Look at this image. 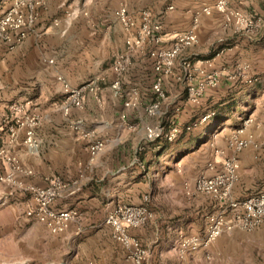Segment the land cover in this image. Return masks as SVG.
Returning <instances> with one entry per match:
<instances>
[{"label": "crops", "instance_id": "0c3cea01", "mask_svg": "<svg viewBox=\"0 0 264 264\" xmlns=\"http://www.w3.org/2000/svg\"><path fill=\"white\" fill-rule=\"evenodd\" d=\"M84 1L80 4V0H72L71 4L76 9L90 8L95 4L99 10L108 8V0ZM118 1V4L123 1L129 8L133 6L131 0ZM213 1L151 0L149 8L159 11L168 4L174 6L163 20L162 38L167 42L187 26L193 9ZM255 1L259 3V0ZM111 2L113 10L118 4L115 5L114 0ZM252 2L230 0L233 6L239 7L253 5ZM65 3L68 0H46L40 19L49 21L54 11ZM5 7L0 3V15ZM221 23L222 18L216 12L201 15L199 42L188 52L202 56L213 50L216 45L212 43L226 34L220 27ZM34 41L30 33L21 45L13 49L0 42V116L7 112L10 101L28 97L33 98L40 109L34 129L36 144L31 146L25 142V129H21L8 151L33 170L30 175L17 174L24 184L46 186L53 177L69 181V187L62 191L53 205L56 208H72L78 215L64 231L52 233L44 224L25 215L26 209L34 205L31 193L0 181V197L5 199L4 203H0L1 264H135L127 249L114 238L113 228L105 219L117 205L143 203L153 210V217L131 229V233L148 249L143 264L264 263V223L250 232L234 228L217 237L209 247L183 256L176 249L183 235L203 233L207 215L222 209V204L212 196L205 193L189 196L182 186L184 181L193 182L201 176L197 174L187 178L186 166L188 155L207 142H199L209 134L206 126L180 135L173 142L149 140L145 135L146 125H184L193 117L195 112L188 105L185 89L179 81L182 80L181 70L177 71L174 67L163 76L168 98L154 116H148L142 105L154 99L152 86L155 72L142 58L135 63L136 70L124 76L119 95L113 91L111 79L103 80L95 93H87L80 111L64 113L58 107V101H51L60 85L58 81L49 86L44 84L41 63L35 68L41 72L35 73L34 80L22 79L29 77L24 73L25 64L22 65L14 57L22 51L26 52V47ZM239 44H236L235 50L239 49ZM12 61H16L13 75ZM144 78L149 79L147 83ZM32 83L34 86L30 85ZM133 90L137 92L135 97L132 96ZM131 98L133 107L124 116V103ZM75 120L80 122L78 127L72 124ZM256 126L248 133L259 145L250 144L236 151L229 146L221 148L219 141L211 140V158L195 159L191 165L194 168L205 167L204 175L210 176L223 169L224 157H237L239 179L233 186L232 199H242L255 190L264 191V148L260 145L263 136L260 123ZM7 138L5 131L4 143ZM92 138L104 141L103 149L93 158L88 152V143ZM179 153L182 155L178 156ZM9 168V164L0 158V174L9 171ZM240 181L244 183L242 194L236 186ZM257 234L258 239L255 237ZM258 244L259 247L255 248Z\"/></svg>", "mask_w": 264, "mask_h": 264}, {"label": "rangeland", "instance_id": "374dc122", "mask_svg": "<svg viewBox=\"0 0 264 264\" xmlns=\"http://www.w3.org/2000/svg\"><path fill=\"white\" fill-rule=\"evenodd\" d=\"M16 1L19 0H0V3L6 5L5 11L0 15V18ZM150 1L131 0L133 6L129 8L123 1L118 4L119 1L114 0L115 5H118L112 10V2L108 0V8L99 10L96 4L90 8L85 6L86 9H76L71 4L72 0H68V3L54 11L53 17L46 22V20L40 19V12L46 4V0H43L42 4L32 9L23 8L25 13H30L34 16L33 22L25 27L26 35L23 39L0 42L5 43L9 49H13L17 45H21L26 37L32 33V39L35 41L26 47V52L22 51L19 56L14 57L15 60H20L22 65L25 64L23 67L24 73L28 74L27 76L29 77H23L22 79L26 81L34 80L35 73L41 72L40 70H35V68H38L41 63L44 84L47 83L49 86L50 83L58 81L60 85V88L56 91V97L51 101H58V107L64 113H69L73 110L78 112L84 107L87 93H95L103 80L111 79V84L115 80H119L121 87L116 93V95H119L124 76L127 72L131 73V71L136 70L135 67L137 65L135 63L140 62L141 58L146 61L145 64L149 63L153 69L154 59L151 56V52L170 48L177 33L193 29L199 42L198 26L201 15H211L216 12L222 18L220 27L226 32L219 41L212 43L216 47L205 55L200 56L197 53L188 52V49L195 46L198 42L184 46L179 51L170 69L172 70L175 67L177 71H182V80L179 81L184 89L189 84L204 81L206 75L210 72H216L217 74V83L214 86H206L196 102H187L192 107V111L195 112L189 122L214 111V114L209 119L194 126V129L206 126L209 134L199 140V142L205 140L207 142L201 148H196L188 155L187 178H192L197 174H205V167L194 168L191 165L195 159L208 160L211 158V140L219 141L221 148L226 149V146H229V139L240 128H244V130L239 136L250 138L251 141L248 145L257 146L259 143L255 142L254 137L248 133V130L256 129V123H260V130L263 136L260 145L264 148V0H259V3L253 0V5L250 4L244 7L233 6L230 0H226L229 9L244 15V17L248 16V21L244 25L236 23L235 17L231 21H227L225 15L215 9L217 0L204 3L193 9L187 26L183 30L176 32L167 42L162 38L163 20L166 13L172 10L174 6L168 4L160 8L159 11H153L149 8ZM84 3V0H80V4ZM139 4L140 6H138ZM121 6L126 7L129 15L135 20L136 25L140 23V11L143 9L149 10L153 15V19L159 22L161 28L159 32L155 33L159 36V39L155 40L153 37L144 38L142 44L129 54V65L123 71L118 72L114 69V61L120 53L125 52V39L129 36L128 31L125 30L124 25L115 14L116 10ZM168 6H172V8H168ZM203 7H209L210 12H201ZM194 17H197L196 23H194ZM216 28H219V26L216 25ZM240 42L241 44H239ZM237 43L240 46L239 49L235 50ZM249 45L250 47H248ZM15 64L16 61H12V75L16 70ZM155 76L156 73H154V78ZM127 78H130V76H127ZM148 80L144 78L145 83ZM64 82L71 87L83 85L87 87L81 106H75L69 102V93L64 91ZM30 85L34 86V83ZM146 105L147 103L142 105L144 110ZM31 107H36V109L31 110ZM132 107L133 105H131L130 110ZM39 111L40 109H38L34 99L31 97L10 101L7 112L0 116V146L8 150L9 145L14 143L21 129H25L26 134L28 130H31L35 138L34 129L39 120ZM218 113L219 115L217 116ZM79 123L78 120H75L72 124L74 127H78ZM5 131L8 134L6 143L3 142V133ZM221 148L219 149L220 151ZM182 154L179 153L177 155ZM226 157H224V160ZM238 179L239 169L238 177L233 186ZM233 186L230 191V198ZM236 186L242 194L243 181H240ZM258 192L263 193L264 191L255 190L249 194ZM255 237L258 239L259 234ZM259 245L255 246V248L259 247ZM257 249L260 250V248ZM260 262L258 263L260 264Z\"/></svg>", "mask_w": 264, "mask_h": 264}, {"label": "built area", "instance_id": "2783aa9c", "mask_svg": "<svg viewBox=\"0 0 264 264\" xmlns=\"http://www.w3.org/2000/svg\"><path fill=\"white\" fill-rule=\"evenodd\" d=\"M43 3V0H19L0 18V41H19L26 35L25 27L31 24L34 16L25 13L23 8H34ZM172 8V6H168ZM215 9L225 15L227 21L236 18L235 22L239 25L248 21V16L244 17L240 13L229 9L226 0H217ZM201 12L209 13V7H203ZM117 18L128 31L129 36L125 39V52L120 53L114 61V69L118 72L123 71L129 65V54L137 49L146 37L159 39L155 33L160 31V24L153 19L149 10L143 9L139 13L140 23L136 25L135 20L129 15L126 7L121 6L115 12ZM197 17H194V23ZM198 42L195 30L190 29L185 32L177 33L174 37L173 45L162 51H152L154 59L153 69L156 73L153 82L154 99L147 103L145 113L154 116L158 113L163 102L168 98V93L163 85V76L170 72V69L182 47ZM217 83L216 72L206 75L204 81L189 84L185 88L188 101L196 102L206 86H214ZM64 91L69 93V102L75 106H81L84 98L86 86L71 87L66 82L63 83ZM112 89L117 93L121 87L120 81L115 80L111 84ZM137 92L133 90L132 96ZM133 97V98H134ZM133 98L127 100L124 105V116L134 104ZM210 112L205 116L196 118L194 121L184 125L178 123L149 124L145 127V135L149 140L164 139L173 142L183 133L194 129V126L205 122L211 115ZM1 125V121H0ZM244 130L240 128L229 139L228 145L234 150H241L251 141L250 138L241 137L239 134ZM25 142L33 146L36 141L31 130L27 131ZM104 147L102 139L92 138L88 143V152L91 158L97 155ZM0 158L9 164V171L0 174V181L11 184L14 187L29 191L33 197L34 205L26 209L25 215L33 218L42 224L52 233L64 231L68 223L76 219L78 212L72 208H56L53 203L62 191L69 187V181H63L59 177L50 179L46 186H35L24 184L17 174L33 173L30 167L23 165L18 157L11 154L4 147L0 146ZM211 167L212 165L209 164ZM239 162L235 156H228L223 162V169L213 175L198 176L193 182L184 181L183 190L191 196L198 193H205L215 198L222 205L218 212L210 213L206 218V227L201 234L183 235L177 245L178 253L183 256L201 248H207L221 234L230 232L234 228L245 231H252L264 222V193L258 192L250 194L242 199H231L230 191L238 177ZM147 196H145V199ZM4 197H0V203H4ZM229 210L231 211L229 213ZM229 213V214H228ZM153 217V210L146 204H120L115 206L107 214L105 222L112 226L113 236L128 251V256L135 264H143L148 256V249L141 240L131 233L132 228L139 227L148 222ZM1 264V262H0Z\"/></svg>", "mask_w": 264, "mask_h": 264}, {"label": "trees", "instance_id": "16d2710c", "mask_svg": "<svg viewBox=\"0 0 264 264\" xmlns=\"http://www.w3.org/2000/svg\"><path fill=\"white\" fill-rule=\"evenodd\" d=\"M218 115H219V113L217 114V116H218ZM186 133H188V132H186ZM184 134H185V133H183L182 135H184ZM182 135H181V136H182Z\"/></svg>", "mask_w": 264, "mask_h": 264}]
</instances>
